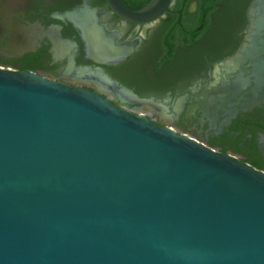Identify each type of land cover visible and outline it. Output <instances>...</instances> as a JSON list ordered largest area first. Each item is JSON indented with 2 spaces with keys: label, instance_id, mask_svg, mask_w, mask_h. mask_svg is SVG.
Segmentation results:
<instances>
[{
  "label": "water",
  "instance_id": "water-1",
  "mask_svg": "<svg viewBox=\"0 0 264 264\" xmlns=\"http://www.w3.org/2000/svg\"><path fill=\"white\" fill-rule=\"evenodd\" d=\"M106 1L140 24L173 0ZM85 15L59 16L86 29ZM0 264H264V170L92 90L0 65Z\"/></svg>",
  "mask_w": 264,
  "mask_h": 264
},
{
  "label": "flooded vegetation",
  "instance_id": "flooded-vegetation-1",
  "mask_svg": "<svg viewBox=\"0 0 264 264\" xmlns=\"http://www.w3.org/2000/svg\"><path fill=\"white\" fill-rule=\"evenodd\" d=\"M199 4L189 1V19H198ZM212 4L208 26L188 45L191 25L164 22L171 8L157 23L137 24L106 0H0V65L92 90L264 170V0ZM73 10L86 14V29L59 16ZM95 52L128 55L96 59ZM125 89L154 102L122 101Z\"/></svg>",
  "mask_w": 264,
  "mask_h": 264
},
{
  "label": "trees",
  "instance_id": "trees-1",
  "mask_svg": "<svg viewBox=\"0 0 264 264\" xmlns=\"http://www.w3.org/2000/svg\"><path fill=\"white\" fill-rule=\"evenodd\" d=\"M131 7L133 8H139L146 4L149 0H125ZM190 0H173L172 4L170 6L171 10L174 11L175 14H170L168 19H164V22L168 25H170V29H177L180 25H191L189 28V31L186 32V35L184 37V43L185 44H191L194 41H196L199 38V35L201 32L206 29V27L209 24V14L213 8L212 1L215 0H200L199 4V16L198 19L191 18L189 19L188 16L190 13L188 12V3ZM179 10H183V17L180 16ZM179 19H181V22L179 23ZM202 25L201 31H199L198 26ZM193 26V27H192ZM176 40L172 37L168 38V46H169V59L172 57V45L175 44ZM195 56L197 58V55L194 53L191 54H185L184 59H196L193 58ZM254 166L259 168L257 163L254 162Z\"/></svg>",
  "mask_w": 264,
  "mask_h": 264
}]
</instances>
